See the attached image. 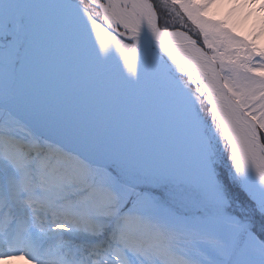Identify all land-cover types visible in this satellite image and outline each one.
I'll list each match as a JSON object with an SVG mask.
<instances>
[{
  "label": "snow or ice",
  "instance_id": "6c2138e0",
  "mask_svg": "<svg viewBox=\"0 0 264 264\" xmlns=\"http://www.w3.org/2000/svg\"><path fill=\"white\" fill-rule=\"evenodd\" d=\"M226 2L0 0V261L264 264V47Z\"/></svg>",
  "mask_w": 264,
  "mask_h": 264
},
{
  "label": "bare ground",
  "instance_id": "6f19581e",
  "mask_svg": "<svg viewBox=\"0 0 264 264\" xmlns=\"http://www.w3.org/2000/svg\"><path fill=\"white\" fill-rule=\"evenodd\" d=\"M241 0H236V8L231 12L232 4L224 3L214 10L216 19H227L228 26L232 27L238 35H253L255 33H260L256 35L254 41L257 40L261 46L264 45V32H261L262 26H264V11L260 10L259 4L260 0H256L254 4L250 6L240 7ZM0 264H28V261L22 257H14L0 261Z\"/></svg>",
  "mask_w": 264,
  "mask_h": 264
},
{
  "label": "rangeland",
  "instance_id": "374dc122",
  "mask_svg": "<svg viewBox=\"0 0 264 264\" xmlns=\"http://www.w3.org/2000/svg\"><path fill=\"white\" fill-rule=\"evenodd\" d=\"M234 31H235V30H234ZM235 32H236V31H235ZM236 34H237V33H236ZM243 37L252 40V39H251V35L245 34V35H243ZM253 42H254L255 45L258 46V47H264V45L261 46L257 40H255V41H253ZM237 191H238V189H237ZM240 196H241V198L246 199V197L243 196V193H240Z\"/></svg>",
  "mask_w": 264,
  "mask_h": 264
}]
</instances>
